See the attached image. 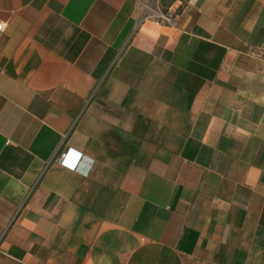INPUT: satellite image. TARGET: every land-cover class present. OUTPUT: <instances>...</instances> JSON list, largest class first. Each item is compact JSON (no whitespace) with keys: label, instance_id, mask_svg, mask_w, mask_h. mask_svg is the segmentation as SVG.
Masks as SVG:
<instances>
[{"label":"crops","instance_id":"crops-1","mask_svg":"<svg viewBox=\"0 0 264 264\" xmlns=\"http://www.w3.org/2000/svg\"><path fill=\"white\" fill-rule=\"evenodd\" d=\"M0 25V264H264V0H0Z\"/></svg>","mask_w":264,"mask_h":264},{"label":"built area","instance_id":"built-area-1","mask_svg":"<svg viewBox=\"0 0 264 264\" xmlns=\"http://www.w3.org/2000/svg\"><path fill=\"white\" fill-rule=\"evenodd\" d=\"M149 16H145L144 19H148ZM155 21L159 26H169L173 27L176 25V17L170 11H157L154 15ZM4 25H0V33L4 30ZM82 159V155L70 150L68 153L63 154L61 158L62 165L67 166L71 169H76L79 165L80 160Z\"/></svg>","mask_w":264,"mask_h":264}]
</instances>
